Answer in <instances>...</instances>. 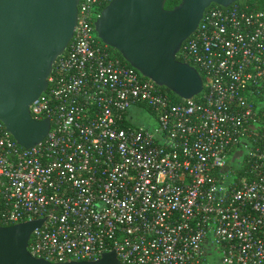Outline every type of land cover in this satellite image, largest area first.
I'll list each match as a JSON object with an SVG mask.
<instances>
[{"label": "built area", "instance_id": "1", "mask_svg": "<svg viewBox=\"0 0 264 264\" xmlns=\"http://www.w3.org/2000/svg\"><path fill=\"white\" fill-rule=\"evenodd\" d=\"M110 2L80 0L30 107L45 140L24 149L0 122V225L44 220L28 251L55 264H264V1L205 12L178 54L204 91L182 102L98 38Z\"/></svg>", "mask_w": 264, "mask_h": 264}, {"label": "water", "instance_id": "2", "mask_svg": "<svg viewBox=\"0 0 264 264\" xmlns=\"http://www.w3.org/2000/svg\"><path fill=\"white\" fill-rule=\"evenodd\" d=\"M246 0H111L95 27L98 38L118 51L144 78L190 100L204 91L197 69L178 60L205 12ZM80 0H0V122L30 150L49 135L51 122L35 120L30 107L47 92L49 79L74 39ZM44 220L0 225V264H55L33 258L29 243ZM58 264H121L115 252L96 261Z\"/></svg>", "mask_w": 264, "mask_h": 264}, {"label": "trees", "instance_id": "3", "mask_svg": "<svg viewBox=\"0 0 264 264\" xmlns=\"http://www.w3.org/2000/svg\"><path fill=\"white\" fill-rule=\"evenodd\" d=\"M252 1H264V0H246V1H244L243 3H250V2H252ZM180 2H181V0H168V2H167V4H166V9L167 10H172V9H174L176 6H178L179 4H180ZM213 6H216V5H212L211 7H213ZM111 50H113L114 52H115V54L118 56V57H120V59L125 63V64H128L125 60H124V58L121 56V54L118 52V51H116L115 49H112V48H110ZM180 60H181V58H180ZM163 91L165 92V93H167L175 102H182V99L181 98H179L178 96H176L175 94H173L172 92H170L169 90H167V89H165V88H163Z\"/></svg>", "mask_w": 264, "mask_h": 264}, {"label": "rangeland", "instance_id": "4", "mask_svg": "<svg viewBox=\"0 0 264 264\" xmlns=\"http://www.w3.org/2000/svg\"><path fill=\"white\" fill-rule=\"evenodd\" d=\"M129 120H131L132 123L142 126L144 123L139 119V116L132 115Z\"/></svg>", "mask_w": 264, "mask_h": 264}]
</instances>
